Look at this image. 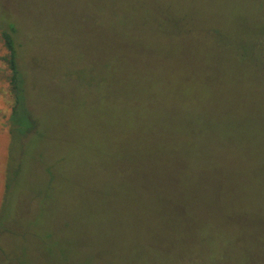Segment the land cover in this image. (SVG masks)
Returning a JSON list of instances; mask_svg holds the SVG:
<instances>
[{
	"label": "rangeland",
	"instance_id": "1",
	"mask_svg": "<svg viewBox=\"0 0 264 264\" xmlns=\"http://www.w3.org/2000/svg\"><path fill=\"white\" fill-rule=\"evenodd\" d=\"M263 64L264 0H0V264H264Z\"/></svg>",
	"mask_w": 264,
	"mask_h": 264
},
{
	"label": "trees",
	"instance_id": "2",
	"mask_svg": "<svg viewBox=\"0 0 264 264\" xmlns=\"http://www.w3.org/2000/svg\"><path fill=\"white\" fill-rule=\"evenodd\" d=\"M2 39L8 54L3 58L8 66L10 75L8 80L10 82V93L13 96V106L11 115L9 118V125L12 126V122L20 115L21 103H22V78L21 67L18 60V51L20 43L16 39V27H6L1 31ZM264 65V64H263ZM29 116V115H28ZM28 118V117H27Z\"/></svg>",
	"mask_w": 264,
	"mask_h": 264
}]
</instances>
